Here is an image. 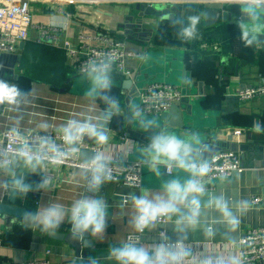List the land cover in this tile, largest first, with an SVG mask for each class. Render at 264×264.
I'll return each mask as SVG.
<instances>
[{
  "label": "crops",
  "instance_id": "0c3cea01",
  "mask_svg": "<svg viewBox=\"0 0 264 264\" xmlns=\"http://www.w3.org/2000/svg\"><path fill=\"white\" fill-rule=\"evenodd\" d=\"M231 1L206 3L200 0H169L161 6L171 10L173 15L170 18H146L142 33L138 37L128 38L118 27L125 22L127 16L134 14V0H29L33 26L28 31L22 48L19 45L15 54H8L17 55L18 61L7 59L8 66L3 67L5 71L1 73L0 79L17 86L25 81L28 85L25 96L34 94L33 90H43L42 96L48 100L44 104L57 107L62 103L60 100H63L66 107L61 116L57 114L58 109L51 110L56 113L48 116L34 113L25 108V96L16 110L8 105H0V136L5 129L14 125L18 126L20 132L28 133L31 130L43 132L58 129L69 119L91 118L95 121L106 104L98 98L92 100L86 97L83 92L71 93L75 81L68 80L77 75L69 72L68 59L61 44L66 41L76 45L80 34L93 33L109 34L124 41L126 50L136 54V58L126 59V67L134 75L130 78L112 68V87L106 93L118 100L121 108L119 115L124 116L127 108H132L135 113L138 107V96L130 95L123 87L128 81L136 85L138 91L148 83L165 82L178 88L193 102L197 109L195 121L189 124L193 129L203 134L216 135L218 140L224 142L232 136V143L248 146L247 152L237 153L243 165L251 172L206 184L204 196L207 200L205 197L201 198L199 224L187 228L183 233L173 231L170 234L171 241L186 236L184 245L190 250V255L186 257L184 264H202L207 257L230 261L236 257L235 244L244 231L255 227L264 228V175L258 171L264 168V99L258 98L243 104L236 97L240 89L258 84L264 77V34H261L259 44L246 47L241 39V25L251 21L244 15L242 19L240 17L242 5L245 4L238 1L230 3ZM206 8L219 13H231L232 17L223 21L220 16L214 24L205 25ZM191 15L200 16L197 36L185 41L178 36L181 25H173L172 22L177 17L186 18ZM261 21H264L262 15ZM35 26L56 29L53 43L39 42L40 34ZM52 101L55 103H51ZM113 117L107 124V153L116 155L125 144L128 161L138 162L142 168V184L139 188H123L108 181L98 192L90 193L80 170L70 171L48 166L32 172L19 164L15 166L17 174L23 173L27 182H39L45 175L51 177L50 190L31 191L26 196L16 193L15 204L26 211H36L50 203H58L69 209L77 199L88 195H94L105 202L107 229L100 238L90 235L92 244L83 259L84 264H88L91 257L97 258L100 264H116L108 256L109 249L120 246L128 234L135 233L130 224L135 214L131 194L148 193L150 198L164 196L162 185L166 181L179 178L183 182L187 178L185 173L174 167L170 173L160 171V175H156L144 160L142 151L150 140H137L138 143L132 145V141H136L133 139L129 142L130 145L126 144L123 140L125 128L122 127L121 132H117V125L112 123ZM150 119L145 118L148 121L146 123ZM41 123H47L49 127L41 130ZM257 123L261 126L260 132L255 130ZM141 128L146 131L145 136L151 129ZM235 128L243 132L239 138L232 135ZM160 131L177 136L183 133L180 129ZM86 139L97 144L87 136ZM5 179H8L7 174L0 173V180ZM210 194L228 199V203L235 207L231 209L239 220L238 226L233 229L223 217L222 221L212 222V218L206 214V210H211L206 209L210 204ZM255 196L261 197L263 204L258 208H250V200ZM8 197L9 193L0 190V203L6 202ZM123 199L127 203H123ZM181 207L187 208L188 205L181 204ZM170 220L175 222L178 217L171 216ZM22 221L23 219L18 220L7 228L0 215V264L43 260H47L49 264H80L68 244L49 239L47 233L38 229H26L22 227ZM210 224L212 228H208ZM68 226L66 219L55 231L66 232ZM160 236L163 235L158 232L157 226L147 229L140 245L151 248L154 243L159 242Z\"/></svg>",
  "mask_w": 264,
  "mask_h": 264
},
{
  "label": "clouds",
  "instance_id": "9594fccd",
  "mask_svg": "<svg viewBox=\"0 0 264 264\" xmlns=\"http://www.w3.org/2000/svg\"><path fill=\"white\" fill-rule=\"evenodd\" d=\"M264 0H247L243 15L251 23H242L241 39L246 47L259 44L261 34H264ZM200 22L199 15H191L186 18L177 17L173 25H181L178 36L185 40H193L197 36V25ZM110 62H90L86 69L89 87L85 92L86 97L92 100L100 99L106 104V108L96 117L83 120L69 119L62 127L58 128L61 145H57L47 136L39 137L38 143L33 144L24 138L18 126H12L6 136L14 139L16 147L10 158L8 154L0 153V173H6L8 179L0 180V190L4 193L14 192L26 196L31 191L50 190L51 177L45 175L39 182H27L23 173L17 174L16 165L35 172L49 165L59 166L71 159L77 153V146L85 136L93 139L98 145H106L109 141L107 124L112 117L121 112L117 99L107 95L112 87L110 76ZM25 93L21 89L6 80L0 79V105H8L16 110ZM151 128L152 124L144 125ZM41 130H46L49 125L41 123ZM255 130L260 132L259 123ZM195 140H189L165 131L156 132L150 138V142L142 150L149 167L156 175H160V165L174 167L186 174V179L179 178L166 181L162 185L164 196L156 195L150 198L148 193L141 195L131 194L135 214L130 224L135 233L143 234L146 229L156 227L157 221L164 217L177 216L181 225V232L189 227L199 224L201 197L205 195L206 188L203 179L210 173V164L207 159L199 160L192 157ZM5 160L8 162L5 163ZM87 167L81 169V174L87 182V191L96 193L106 182L114 179L109 168V161L102 153L91 156L84 162ZM226 218V223L233 229L238 226L239 220L233 214L229 203L222 196L210 198ZM181 204L188 205L182 208ZM71 225L72 234L75 237H83L85 233L100 238L107 229V205L94 195L82 196L77 199L69 209L58 203H50L39 207L35 212L26 211L23 216L22 227L31 230H39L42 233H53L65 220ZM186 236H180L175 241L167 238L154 243L151 248L141 246L139 236H129L120 246L109 249V258L116 264H184L190 250L184 245ZM243 264L242 259L233 257L230 261H220L213 257L205 258L202 264ZM88 264H100V261L91 257Z\"/></svg>",
  "mask_w": 264,
  "mask_h": 264
},
{
  "label": "built area",
  "instance_id": "2783aa9c",
  "mask_svg": "<svg viewBox=\"0 0 264 264\" xmlns=\"http://www.w3.org/2000/svg\"><path fill=\"white\" fill-rule=\"evenodd\" d=\"M206 3H218L221 0H200ZM241 2L246 4L247 0H232V2ZM140 3H157L167 4L169 0H134ZM33 22L31 18L29 0H0V54H15L18 46L26 41L28 31L32 28ZM39 30V42L49 41L53 43L57 30L46 26H35ZM79 43L71 45L69 42H63L61 47L65 50L70 70L75 75H86V69L90 62H110L111 69L115 68L127 77H133L134 72L126 67L127 58H136V54L129 52L125 48L124 41L105 33L80 34ZM57 46H59L57 44ZM183 94L180 90L165 82H152L145 85L138 91V107L135 114L157 118L164 112L168 111L174 104L178 103ZM236 97L240 103H247L252 100L264 99V77L260 83L240 89ZM9 129H5L0 136V153L8 154L9 158L16 147L14 139L6 136L5 133ZM58 129H50L48 131L31 130L28 133L21 132L22 136L33 144L38 143L39 137L47 136L57 145H61ZM243 132L239 128L232 130L235 138L242 136ZM123 140L130 145L131 140L123 134ZM136 142L132 141V145ZM127 145V146H128ZM62 146V145H61ZM77 153L71 159L59 166L49 165L52 168H66L70 171L81 170L87 165L81 161L79 156L82 151H90L92 156L102 153L106 160L109 161V168L114 179L111 183L119 187L128 189H137L142 184V168L138 162H129L127 159V148L121 146L117 154L107 153V146L97 145L87 141L86 136L77 146ZM122 157V158H119ZM211 168L210 173L203 179L204 184L209 182L224 181L229 179L233 173H241L248 170L240 159L237 152L231 150H222L213 154L207 159ZM8 161L5 160V163ZM172 167H166L168 173ZM264 175V168L258 169ZM206 186V185H205ZM127 203L126 199L122 200ZM263 199L259 196L252 197L250 200V208H258L262 206ZM170 217L161 218L157 221L156 226L165 225L170 222ZM147 230V229H146ZM133 233L125 237V241L129 236H139V243L146 234ZM236 257L242 259L243 264H260L264 262V228L255 227L244 231L235 244ZM7 264H49L47 260L32 261L22 263Z\"/></svg>",
  "mask_w": 264,
  "mask_h": 264
},
{
  "label": "water",
  "instance_id": "95a60500",
  "mask_svg": "<svg viewBox=\"0 0 264 264\" xmlns=\"http://www.w3.org/2000/svg\"><path fill=\"white\" fill-rule=\"evenodd\" d=\"M243 10L240 12L241 19L243 18ZM133 15L127 16L125 22L121 25H119V29L123 31L124 35L128 38H131V36L138 37L140 33L143 31V22L146 18L156 19V20H165L167 18H170L171 10L170 9H164L163 6L157 4V3H140L137 2L134 4L133 7ZM204 16H205V25H212L214 24L218 18L221 16V19L223 21L231 19V13L228 12H217L210 8H206L204 10ZM236 17V16H235ZM23 43L20 44V48H22ZM16 59L18 61L17 55H7V54H0V76L2 72L5 70L3 67L8 66L6 63L7 59ZM76 77H79V75L74 76L71 79H75ZM149 84V83H148ZM125 89H127L132 96H138V88L136 85H133L131 81H128L124 86ZM59 91H64L63 89H57ZM197 109L194 108L193 102L190 100V98L187 95H183L180 101L176 104H174L168 111L164 112L161 116L157 118H152L148 116L143 115H137L134 113V110L132 108H127L126 114L119 115L116 114L113 117L112 123L117 125V132H121L122 127L125 128V135L130 139H136V144L138 143L137 140L140 142H148L150 140L151 136H153L155 132H159L160 130H168L171 131L172 129H180L182 130V135L180 137L189 139V140H195L197 143L194 146L192 157L194 159L199 160L200 157H203L205 159L210 158L213 154L216 152L222 151V150H231L234 152H241L245 153L248 151V146L245 144H239V143H232V136L227 138L225 142L223 140H218L216 135L210 134H203L201 132L196 131L193 129L192 125H189L193 123L196 119ZM145 118H151L152 121V127L148 131L147 135L145 136L146 131H144L141 127H145L144 125L147 124L145 121ZM144 120V122H143ZM149 120V123H150ZM156 134V133H155ZM230 144V146H227ZM92 156V153L90 151H82L80 153V160L81 161H87ZM161 172H166V166L160 165L159 166ZM251 171L246 170L241 173H233L230 179L235 178V176H241L246 173H250ZM206 185V184H205ZM207 195V194H206ZM211 197H214L215 195H211ZM15 197L16 193L9 192V197L6 202L0 203V215L2 216V219L5 222V225L7 228H10L13 224H16L18 220L23 219L24 213L26 212V209L18 206L15 204ZM205 196H202L201 198H204ZM207 200V197H205ZM228 202V199L226 200ZM208 202V201H207ZM206 202V203H207ZM231 208H235L233 205L229 204ZM206 214L209 215L210 218H212V222H219L222 221V214L218 210V208L210 202L209 206L206 207ZM214 216V217H212ZM216 216V217H215ZM213 227L212 224L208 226ZM158 232L161 233L159 238V241L162 239H171L170 234L175 231L179 233L181 232V225L177 221L172 220L165 225H161L157 227ZM47 237L52 240L64 242L65 244H68L75 252L76 257L79 260L80 264H84L83 259L87 256V250L91 247L92 240L88 233H85L83 237H75L72 234L71 231V225L69 224L66 232H56L53 233H47ZM164 237V238H163Z\"/></svg>",
  "mask_w": 264,
  "mask_h": 264
},
{
  "label": "rangeland",
  "instance_id": "374dc122",
  "mask_svg": "<svg viewBox=\"0 0 264 264\" xmlns=\"http://www.w3.org/2000/svg\"><path fill=\"white\" fill-rule=\"evenodd\" d=\"M242 8L244 10L245 8V5H242ZM263 17H264V14H261ZM69 72H72L70 69H69ZM73 73V72H72ZM70 76H72L71 73H69ZM74 88H73V91H71L72 94H79V93H84L86 92V90L88 89L89 87V81L87 79V75H79V77H76L74 79ZM18 87L21 89V91L23 93H26L28 90V85L25 83V81H23L21 84L18 85ZM31 87V86H29ZM43 90H33L34 94H29L28 96H25L24 99V104L25 107L27 110L31 111V112H34V113H39V114H44V115H50L52 113H56V112H52L51 110H54V109H58L59 113H57L58 115L61 116V114H63V111H64V107H66L64 105V101L63 100H60L62 103L59 104V106L57 107H51L49 106L48 104H44L43 102L45 101H48V100H45L44 97L42 95H44V91L42 92ZM82 93V94H83ZM59 94V93H57ZM60 95V94H59ZM51 103H55V102H51ZM79 120V119H78Z\"/></svg>",
  "mask_w": 264,
  "mask_h": 264
},
{
  "label": "trees",
  "instance_id": "16d2710c",
  "mask_svg": "<svg viewBox=\"0 0 264 264\" xmlns=\"http://www.w3.org/2000/svg\"><path fill=\"white\" fill-rule=\"evenodd\" d=\"M31 211H32V212H35V210H34V209H32Z\"/></svg>",
  "mask_w": 264,
  "mask_h": 264
}]
</instances>
